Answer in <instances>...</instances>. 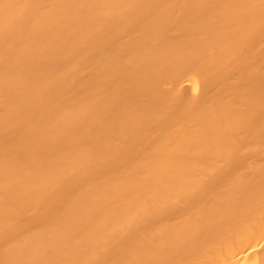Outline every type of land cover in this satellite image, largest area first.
<instances>
[{
	"label": "bare ground",
	"instance_id": "bare-ground-1",
	"mask_svg": "<svg viewBox=\"0 0 264 264\" xmlns=\"http://www.w3.org/2000/svg\"><path fill=\"white\" fill-rule=\"evenodd\" d=\"M0 264H264V0H0Z\"/></svg>",
	"mask_w": 264,
	"mask_h": 264
}]
</instances>
